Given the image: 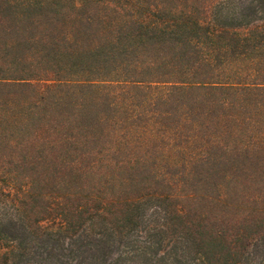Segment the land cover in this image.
I'll list each match as a JSON object with an SVG mask.
<instances>
[{"label":"trees","instance_id":"16d2710c","mask_svg":"<svg viewBox=\"0 0 264 264\" xmlns=\"http://www.w3.org/2000/svg\"><path fill=\"white\" fill-rule=\"evenodd\" d=\"M0 264H264V0H0Z\"/></svg>","mask_w":264,"mask_h":264}]
</instances>
